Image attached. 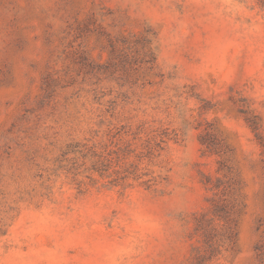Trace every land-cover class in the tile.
I'll return each mask as SVG.
<instances>
[{
	"label": "rangeland",
	"instance_id": "1",
	"mask_svg": "<svg viewBox=\"0 0 264 264\" xmlns=\"http://www.w3.org/2000/svg\"><path fill=\"white\" fill-rule=\"evenodd\" d=\"M222 158L246 209L206 264H264V0H0V264H194Z\"/></svg>",
	"mask_w": 264,
	"mask_h": 264
},
{
	"label": "trees",
	"instance_id": "2",
	"mask_svg": "<svg viewBox=\"0 0 264 264\" xmlns=\"http://www.w3.org/2000/svg\"><path fill=\"white\" fill-rule=\"evenodd\" d=\"M259 121L253 123L251 127L252 132L257 140H260ZM218 131H205L199 135V142L202 147V155H217L219 141ZM155 137H151L150 140ZM164 142L160 139L159 143H155V148L141 144V155H149L151 157L155 150H162L161 143ZM99 152V153H98ZM90 157L91 169L93 172L98 173L99 177L111 178L109 172L112 164L116 167L122 165L119 164L120 159L116 157L114 163L108 158L106 153L100 151H94ZM83 156V155H82ZM89 156L84 154L83 160H86ZM78 157L74 158L77 162ZM143 157L138 159L136 165L142 163ZM83 165L85 163L83 162ZM217 173L219 176L212 177L209 174H203L202 182L211 195L207 199L206 210L195 214L194 216V227L193 234L198 237V242L201 243V247H196L193 251L194 264H206L218 260L225 255L235 256L238 251V235H239V224L241 217L243 216L246 209V194L244 192L243 181L239 176L237 170L232 166L227 158H222L218 162ZM114 174L116 179L110 180L109 182L114 185H118V182L126 180V177L119 170H115ZM91 184L95 183L96 180L90 176ZM141 176L135 175V180H139ZM151 180H145L140 183L145 188L151 187ZM122 185V184H121Z\"/></svg>",
	"mask_w": 264,
	"mask_h": 264
}]
</instances>
